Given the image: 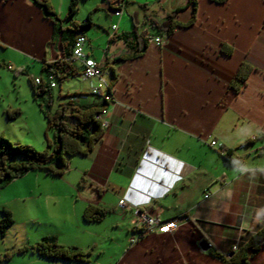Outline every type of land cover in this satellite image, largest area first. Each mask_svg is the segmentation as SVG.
I'll return each instance as SVG.
<instances>
[{"label": "crops", "instance_id": "obj_1", "mask_svg": "<svg viewBox=\"0 0 264 264\" xmlns=\"http://www.w3.org/2000/svg\"><path fill=\"white\" fill-rule=\"evenodd\" d=\"M43 1L62 27L71 24L70 0ZM77 1L73 21L89 22L82 31L84 51L101 61L105 80L111 79L110 67L116 80L105 92L102 139L90 153L70 157L61 175L67 173L68 185L86 204L108 208L102 220L110 213L123 232L126 241L109 264H218L210 248L228 254L264 224V174L249 178L231 163L264 167V0H125L121 16L113 10L122 0ZM169 14L178 25L169 34L157 32L154 23ZM133 23L146 38L161 35L163 43L147 39V47L130 56L122 35ZM60 34L33 0H0V50L9 49L12 59L11 53L17 55L23 71L40 66L34 74L40 78L43 63L62 58ZM242 63L251 68L235 89ZM74 65L83 78L79 63ZM98 79H84L80 90L88 96L77 100H100L89 95ZM211 139L222 148L210 146ZM228 151L231 159L222 154ZM226 187L232 196L224 202ZM125 196L128 204H121ZM134 201L157 219H176L177 228L153 229L131 243ZM202 240L210 243L205 251ZM247 264H264V247Z\"/></svg>", "mask_w": 264, "mask_h": 264}, {"label": "rangeland", "instance_id": "obj_2", "mask_svg": "<svg viewBox=\"0 0 264 264\" xmlns=\"http://www.w3.org/2000/svg\"><path fill=\"white\" fill-rule=\"evenodd\" d=\"M8 52L9 49L0 50V56L5 58L4 63L0 61V135L14 144L43 151L54 134L39 103L51 98L52 110L61 107L69 99L66 94L81 92L84 78L70 76L63 81L54 78L56 86L52 93L35 96L29 77L35 79L40 66L34 72L32 67L23 71L16 67L19 57L11 53L14 59L9 58ZM43 77L46 78L44 72ZM105 77L108 79V75ZM14 110L18 113L9 116L8 112L12 114ZM66 174L60 177L34 169L0 189V210L6 207L14 220L0 237V264H109L115 253H120L126 238L112 225L111 214L99 223H84L82 212L87 204L83 194L68 185ZM48 234H55L59 243L89 252L88 262L38 256L30 246Z\"/></svg>", "mask_w": 264, "mask_h": 264}, {"label": "trees", "instance_id": "obj_3", "mask_svg": "<svg viewBox=\"0 0 264 264\" xmlns=\"http://www.w3.org/2000/svg\"><path fill=\"white\" fill-rule=\"evenodd\" d=\"M33 1L35 4L42 6L46 15L51 17L54 23L57 24L58 31L61 33L60 44L63 55L62 58L42 64V71L46 73V78L41 75L39 82L36 83L32 76L29 77L34 91L33 94L37 96L42 93H52L53 87L56 86L54 78L63 81L70 76L76 77L78 75L79 72L75 68V63L70 60L71 49L75 37L78 35L76 33L80 32L79 34H82L83 28L88 26L89 22L78 24L73 21L72 16L76 13L78 5L77 0H70V4H68L66 17L71 19V24L66 27H62L59 24V16L50 8L46 1ZM194 4L193 1L192 11L195 8ZM193 17L194 15H192ZM154 25L157 32L169 34L174 26L178 24L173 15L169 14L165 22L154 23ZM136 28V24L133 23V29L129 33L122 35V38L125 39L133 51L130 56L139 54L147 47L146 33L143 31L138 32ZM222 52L224 54L230 53L229 48L226 46L222 47ZM120 59H123V57ZM110 68L111 79L108 82L106 94L111 91L112 83L116 80V72L112 67ZM250 68L247 63H242L238 68L235 80L232 83L235 89L245 80L246 73ZM79 69L81 72V67ZM51 81H54L55 86H51ZM106 94L91 92L89 95L97 96L100 100L85 103L77 100V97H87L88 94L86 92L69 93L66 94L69 99L62 103L61 107L53 110L51 109V98L46 103L40 102V110L48 121V126L52 127L54 134L53 140H47V148L43 151L30 145L14 144L0 135V189L8 182L10 183L33 169H43L46 173L54 176L61 175L68 167L70 157L77 154L86 155L90 153L96 141L103 137L104 126L99 114L107 107L108 99L105 96ZM16 113H18V110H14L12 114L8 112V115L13 116ZM48 147L51 148L48 149ZM222 154H224L225 159H231L232 157L229 151ZM109 211L104 206L88 203L84 212H82V218L86 222H99ZM13 223L14 220L11 213L8 209L2 208L0 210V237L5 234L6 228L13 225ZM262 247H264V224L257 231L248 234L228 254L219 253L211 248L210 253L219 259L218 264H247L250 258L260 251ZM30 249L36 251L38 256L41 257L81 263L88 262V255L90 254L82 251L79 247L59 243L58 237L52 234L45 235L39 241H35L30 246Z\"/></svg>", "mask_w": 264, "mask_h": 264}, {"label": "built area", "instance_id": "obj_4", "mask_svg": "<svg viewBox=\"0 0 264 264\" xmlns=\"http://www.w3.org/2000/svg\"><path fill=\"white\" fill-rule=\"evenodd\" d=\"M125 6V0L119 1L118 5L114 8V13L117 16H121L123 13V9ZM117 28V23L112 24L113 32ZM112 32V33H113ZM150 41L155 42L156 44L160 45L163 43V37L161 35H157L154 38H150ZM86 42L85 35L78 34L75 37L73 42V47L71 49V56L70 60L72 63H79V67H81V75L84 79L88 80L92 77H98V83L95 86L91 87V92L95 94H105L107 92L108 81L105 80V76L101 71V61H98L90 56L84 51V45ZM35 82H39V78H35ZM51 86H55L54 81H51ZM101 117V114H99ZM103 126H105L106 121H102ZM208 144L212 147L220 148L222 146L221 143H218L216 139H211ZM121 204L127 203V197L121 199ZM133 210V230L135 231L134 235L130 238V242H136L140 236L142 237L145 233H148L155 229L159 233H168L173 232L174 229L177 228L178 222L176 219H167V220H160L154 216L149 215L144 208H142V203L139 201H134L132 204ZM236 246L233 247L235 249Z\"/></svg>", "mask_w": 264, "mask_h": 264}, {"label": "clouds", "instance_id": "obj_5", "mask_svg": "<svg viewBox=\"0 0 264 264\" xmlns=\"http://www.w3.org/2000/svg\"><path fill=\"white\" fill-rule=\"evenodd\" d=\"M232 165L234 166V170L238 172L240 175H248L249 178L254 177L256 172H260L261 174H264V167L256 168L252 165L243 164L239 160H233L231 161ZM221 200L224 202H227L232 196V191L230 187H226L221 192Z\"/></svg>", "mask_w": 264, "mask_h": 264}, {"label": "water", "instance_id": "obj_6", "mask_svg": "<svg viewBox=\"0 0 264 264\" xmlns=\"http://www.w3.org/2000/svg\"><path fill=\"white\" fill-rule=\"evenodd\" d=\"M210 243L207 242L206 240H202L201 242H199V247L201 250H207L209 247Z\"/></svg>", "mask_w": 264, "mask_h": 264}, {"label": "bare ground", "instance_id": "obj_7", "mask_svg": "<svg viewBox=\"0 0 264 264\" xmlns=\"http://www.w3.org/2000/svg\"><path fill=\"white\" fill-rule=\"evenodd\" d=\"M157 36V35H155ZM155 36H148L147 39L150 40V38H154Z\"/></svg>", "mask_w": 264, "mask_h": 264}]
</instances>
